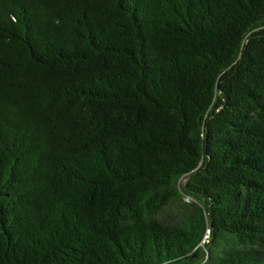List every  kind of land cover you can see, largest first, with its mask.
Wrapping results in <instances>:
<instances>
[{
    "label": "trees",
    "instance_id": "obj_1",
    "mask_svg": "<svg viewBox=\"0 0 264 264\" xmlns=\"http://www.w3.org/2000/svg\"><path fill=\"white\" fill-rule=\"evenodd\" d=\"M0 264H264V0H0Z\"/></svg>",
    "mask_w": 264,
    "mask_h": 264
}]
</instances>
